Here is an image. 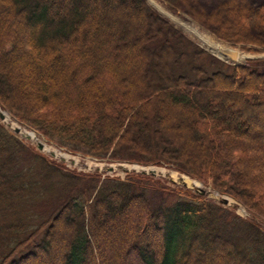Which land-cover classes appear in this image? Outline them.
<instances>
[{
  "label": "trees",
  "instance_id": "obj_1",
  "mask_svg": "<svg viewBox=\"0 0 264 264\" xmlns=\"http://www.w3.org/2000/svg\"><path fill=\"white\" fill-rule=\"evenodd\" d=\"M166 1L264 49V4ZM0 107L69 152L209 180L250 215L69 169L0 122V264H264V58L226 63L145 0H0Z\"/></svg>",
  "mask_w": 264,
  "mask_h": 264
},
{
  "label": "rangeland",
  "instance_id": "obj_2",
  "mask_svg": "<svg viewBox=\"0 0 264 264\" xmlns=\"http://www.w3.org/2000/svg\"><path fill=\"white\" fill-rule=\"evenodd\" d=\"M145 1L152 10H154L161 17L165 18L169 23L179 29L182 33L185 34V36L193 40L203 49L219 57L226 63L232 65L246 64L249 60L264 58V49H262L261 51L260 49L259 51H252L244 48L242 44L223 40L216 35L214 29L207 28L201 25L185 10L176 8L166 0ZM222 1L223 0H197L198 5H196L195 0H190V3L195 4L196 7L202 6V12L204 14H207L210 9L217 6V4L221 3ZM246 4L250 7L256 8L263 5L264 0H246ZM222 15H224V12ZM253 33L257 34V32L255 31ZM27 74L28 73L22 70L18 72V80L22 85H24V83L26 82L25 80L27 78ZM11 119V123H6L3 121V119H0V122L19 140L23 141L27 145L34 147L45 157L50 158L57 163L64 164L69 169L82 173L84 172L91 174H100L101 178L102 176L105 177L106 175L124 178L127 173L148 175L154 179L162 180L166 185L172 187L178 186L189 189L193 192H198L205 195L206 198H209L218 203L220 198L227 197L228 204H226V206L232 207L234 211L242 217L250 216L242 203L227 194H221L213 189L209 180L207 182H203L165 165H143L136 162L112 160L108 157L97 159L95 157L83 155L81 153H72L64 148L56 146L52 142H49L43 135L37 133L25 124L18 122L12 117ZM15 128H19V130L15 131ZM24 131H33L37 136V140H33L27 137L24 134ZM39 142L43 144L42 149L38 148ZM45 147L49 148V151H46ZM136 164L140 167V170H135L133 168L134 166H137ZM110 167L112 168L111 170H109ZM185 176L190 179V183L186 182ZM136 180H141L143 182L139 189L147 197L152 198L155 194L165 195L169 199L173 197V194H171L172 190H156L157 187L151 179L143 178L139 180L138 178H136ZM201 190H204V193H202ZM230 199H232L234 203H230ZM101 221H104V219H102ZM205 253L210 254V251H205ZM103 264H105V260L103 261Z\"/></svg>",
  "mask_w": 264,
  "mask_h": 264
},
{
  "label": "bare ground",
  "instance_id": "obj_3",
  "mask_svg": "<svg viewBox=\"0 0 264 264\" xmlns=\"http://www.w3.org/2000/svg\"><path fill=\"white\" fill-rule=\"evenodd\" d=\"M0 111H1V107H0ZM11 117H10V114L8 113V112H5L4 113V118H3V121L4 122H6V123H11ZM24 134L27 136V137H29V138H31V139H33V140H37V136H36V134L33 132V131H24ZM45 150L46 151H49V148H46L45 147ZM137 165V164H136ZM135 170H140V167L137 165V166H134L133 167ZM149 169H151V168H149ZM185 180H186V182L187 183H190L191 181H190V179L187 177V176H185ZM230 203H234V201L232 200V199H230V201H229Z\"/></svg>",
  "mask_w": 264,
  "mask_h": 264
},
{
  "label": "water",
  "instance_id": "obj_4",
  "mask_svg": "<svg viewBox=\"0 0 264 264\" xmlns=\"http://www.w3.org/2000/svg\"><path fill=\"white\" fill-rule=\"evenodd\" d=\"M7 112L6 110H2L0 111V119H3L4 118V113ZM19 128H15V131H18ZM38 148L39 149H42L43 148V144L42 143H38ZM112 168L110 167L109 170H111ZM202 193H204V190H201ZM219 202H221L222 204L226 205L228 204V198L227 197H222L219 199Z\"/></svg>",
  "mask_w": 264,
  "mask_h": 264
}]
</instances>
